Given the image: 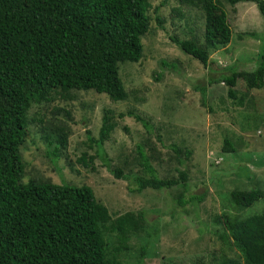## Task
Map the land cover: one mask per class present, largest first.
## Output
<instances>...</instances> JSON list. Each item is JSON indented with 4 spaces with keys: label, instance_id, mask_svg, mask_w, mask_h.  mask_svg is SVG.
Here are the masks:
<instances>
[{
    "label": "rangeland",
    "instance_id": "374dc122",
    "mask_svg": "<svg viewBox=\"0 0 264 264\" xmlns=\"http://www.w3.org/2000/svg\"><path fill=\"white\" fill-rule=\"evenodd\" d=\"M215 1L225 13L231 36L226 46L209 53L206 67L169 40L201 41L203 13L198 0H147L149 27L140 38L142 57L118 69L128 92L126 99L112 102L104 94L69 91L54 95L47 103L31 105L27 112L26 138L19 148L21 158L28 162L27 179L89 186L95 200L114 219L125 213L141 214L143 231L128 236L127 250L117 258L120 264H135L140 247L145 248L142 264H219L225 258L236 259L233 247L219 239L222 216L245 218L264 209V195L242 210L228 200L233 190L264 193V86L240 93L237 90L243 88L238 82L236 98L231 100L223 84H205L230 65L235 71L255 69L264 23L253 3L229 6L225 0ZM160 61L167 66H160ZM201 84L205 86L203 97L192 89ZM128 111L149 118L154 125L163 124L164 130L160 128L158 134L155 129L159 127H154L148 134L131 117L119 119L118 114ZM104 112L115 124L103 144L110 168L120 169L125 176L138 173L135 148L143 144L147 157L157 156L150 164L158 177L176 178V170L185 171L182 198L200 195L201 201L180 207L176 204L180 188L137 193L131 192V180L116 179L95 157L96 149L87 140L96 138ZM57 128L67 135L64 158L52 157V144L44 140L49 136L52 142ZM225 134L235 149L233 154L220 151ZM170 144L191 152L182 165L173 159ZM81 155L90 157L91 165L79 164ZM102 237L109 257L116 238L112 234Z\"/></svg>",
    "mask_w": 264,
    "mask_h": 264
},
{
    "label": "trees",
    "instance_id": "16d2710c",
    "mask_svg": "<svg viewBox=\"0 0 264 264\" xmlns=\"http://www.w3.org/2000/svg\"><path fill=\"white\" fill-rule=\"evenodd\" d=\"M198 2L203 13L201 41L175 37L169 40L183 54L206 67L209 53L226 46L231 34L225 13L215 0ZM225 3L255 4L264 23V0H225ZM148 8L147 0H0V264H120L117 258L127 250L128 236L143 231L141 214L125 213L111 218L95 200L89 186L70 185L62 180L55 183L47 178L27 179L28 162L21 158L19 148L26 138L31 105L47 103L54 95L69 91L104 94L112 102L126 99L128 92L119 79L118 69L142 57L140 38L149 27ZM155 21L161 27L160 20ZM159 65L167 66L163 61ZM232 69L233 65L225 67L205 84H223L226 97L231 100L236 98L238 82L243 88L237 90L240 93L262 88L264 38L254 70ZM192 89L201 97L205 94L204 84ZM124 116L131 117L148 134L154 127H159L155 129L159 134L163 125H154L149 118L130 111L118 114L119 119ZM114 127L111 117L104 112L96 138H87L96 149L95 157L106 168L110 167L103 144ZM56 132L52 142L49 136L44 140L47 145L52 144V157L64 158L67 135L63 128H57ZM226 136L220 151L233 154L235 149ZM142 145L135 148L138 173L125 176L120 169L110 168L116 179L131 180L134 186L131 192L137 193L144 189L180 188L176 200L180 207L201 201L200 195L182 198L185 171L176 170V178L158 177L150 164L157 156L147 157ZM150 150L155 153L153 148ZM168 150L179 165L191 155L189 150L174 144ZM180 154L183 158H178ZM91 160L81 155L78 163L86 167ZM263 195L258 189L233 190L228 200L234 208L242 210ZM222 219L219 239L233 247L236 259L225 258L219 264H264V209L245 218L225 215ZM104 234L116 238L109 257ZM144 251L140 247L135 264H142Z\"/></svg>",
    "mask_w": 264,
    "mask_h": 264
}]
</instances>
